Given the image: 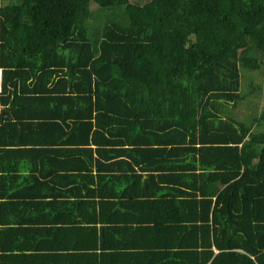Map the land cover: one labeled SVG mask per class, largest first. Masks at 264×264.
Segmentation results:
<instances>
[{"label":"trees","instance_id":"trees-1","mask_svg":"<svg viewBox=\"0 0 264 264\" xmlns=\"http://www.w3.org/2000/svg\"><path fill=\"white\" fill-rule=\"evenodd\" d=\"M0 68V264H264V0H9Z\"/></svg>","mask_w":264,"mask_h":264},{"label":"rangeland","instance_id":"rangeland-1","mask_svg":"<svg viewBox=\"0 0 264 264\" xmlns=\"http://www.w3.org/2000/svg\"><path fill=\"white\" fill-rule=\"evenodd\" d=\"M134 1H139V0H134ZM0 3L2 5H6V4H9V0H0ZM92 8L95 10L93 12L96 15L98 13V9L95 6ZM104 13H105V9L102 8L99 10L100 15ZM94 20L97 23V19L94 18ZM208 58L210 60L214 59L215 54H208ZM241 74H242V77L244 74L243 79L241 77L243 91L246 94L250 93L249 98L245 101L239 102L235 106L231 105L230 107L232 109L233 114L236 117H238V119L244 120L248 116L255 115L263 105V102H264L263 94L261 92L258 94L255 91L252 92L253 90H251V88L253 86V82L261 83L262 86H264V69H261L259 71H246L245 73H244V69H242Z\"/></svg>","mask_w":264,"mask_h":264},{"label":"crops","instance_id":"crops-1","mask_svg":"<svg viewBox=\"0 0 264 264\" xmlns=\"http://www.w3.org/2000/svg\"><path fill=\"white\" fill-rule=\"evenodd\" d=\"M0 73H2V68H0ZM0 107H3V106L0 105ZM146 176H147V174H144V178H145ZM58 225H60V223H59ZM0 228H1V225H0ZM55 233H56V235H55ZM55 233H50V235H51V239H52V240H54L55 237H57V240H58V236L61 234V233H59L58 231H56ZM26 239H27V238H25V240H26ZM40 251H42V250H38L37 253H38V254H41ZM0 263H1V261H0Z\"/></svg>","mask_w":264,"mask_h":264},{"label":"clouds","instance_id":"clouds-1","mask_svg":"<svg viewBox=\"0 0 264 264\" xmlns=\"http://www.w3.org/2000/svg\"><path fill=\"white\" fill-rule=\"evenodd\" d=\"M1 74V78H0V86H1V84H2V73H0ZM1 89H2V87H1Z\"/></svg>","mask_w":264,"mask_h":264},{"label":"built area","instance_id":"built-area-1","mask_svg":"<svg viewBox=\"0 0 264 264\" xmlns=\"http://www.w3.org/2000/svg\"><path fill=\"white\" fill-rule=\"evenodd\" d=\"M0 91H1V86H0Z\"/></svg>","mask_w":264,"mask_h":264}]
</instances>
